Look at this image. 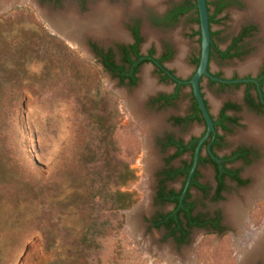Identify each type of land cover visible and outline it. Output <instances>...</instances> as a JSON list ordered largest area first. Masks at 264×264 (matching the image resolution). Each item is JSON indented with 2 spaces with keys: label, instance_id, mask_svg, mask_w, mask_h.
I'll return each mask as SVG.
<instances>
[{
  "label": "rangeland",
  "instance_id": "1",
  "mask_svg": "<svg viewBox=\"0 0 264 264\" xmlns=\"http://www.w3.org/2000/svg\"><path fill=\"white\" fill-rule=\"evenodd\" d=\"M34 1L36 4L13 1L0 13V264H172L162 256V251L168 249L182 261L186 259L185 264H237L236 231L228 227L223 234L194 230L181 247L167 239L163 231L150 228L148 220L169 207L152 205L155 166L146 202V190L140 187L143 136L128 115L122 97L131 96L140 84L127 89L109 80L84 45L80 48L69 43L54 30V21L42 18L43 10L50 13L49 17L67 6L78 12L77 3L53 9L40 0ZM172 2L140 5L126 12L123 23L146 12L160 11ZM108 4L129 7L130 3L114 0ZM246 19L233 14L224 30L233 31ZM186 25L182 21L167 34L147 32L148 38L157 44L177 37L181 40L180 32L192 31ZM196 39L187 43L191 56L197 54ZM259 49L227 65L212 62L211 69L225 76L251 75L256 68L247 70L250 61L256 65L261 60L264 64V58L257 57ZM177 59L174 66L178 68L181 57ZM204 91L213 113L224 99L241 102L239 90L224 95L215 87ZM185 102L183 97L178 109L169 108L157 116L149 115L143 107L142 111L160 122L163 118L165 124ZM245 115L242 112L241 117ZM246 118L241 120L244 128L227 136V147L220 155L237 145L250 144L242 137L248 132ZM201 130V126L194 125L178 133L199 135ZM166 131L177 133L168 125ZM161 132L157 129L151 139L155 141ZM263 159L257 163L260 165ZM256 164L244 168L243 173L250 174ZM126 167L134 173V179L122 184ZM201 173L204 183H213L208 169ZM178 185L173 183L171 187L177 189ZM117 191L130 194L132 205L122 209ZM236 194L233 190L226 196ZM221 205L198 203L197 209L214 212ZM253 207L249 218L262 219L264 202L258 199ZM255 264H264V258Z\"/></svg>",
  "mask_w": 264,
  "mask_h": 264
},
{
  "label": "flooded vegetation",
  "instance_id": "2",
  "mask_svg": "<svg viewBox=\"0 0 264 264\" xmlns=\"http://www.w3.org/2000/svg\"><path fill=\"white\" fill-rule=\"evenodd\" d=\"M95 1L99 0H40L41 3L53 9L64 8L68 2L77 3L78 12L82 15L88 13L86 12L88 3ZM106 1L112 4L114 0ZM205 5L211 39L207 72L217 79L212 80L209 76L202 75L198 81L200 95L213 123V128L208 134L207 123L190 83L198 68L201 51L196 0H173L171 4L163 6L160 11L146 12L124 23L121 20V33L124 34L122 38L99 39L86 36L82 38L80 46L75 44L80 48L84 45L109 80L127 89L141 85L144 69H148L149 78L152 72L154 77L151 80L155 83L156 90L146 96L142 106L149 115L157 116L169 108L178 109V103L183 97L184 100L186 99L179 113L171 114L165 124L163 118L161 119L160 132H162L155 141H151L157 161L153 171L152 205L169 207V210L157 212L147 223L151 229L163 231L166 238L178 247L190 240L194 230L213 234H223L227 227L234 230L226 221L223 205L228 203L229 198L238 197V193L240 196L242 191L253 185L254 176L251 173H243V169L256 164L264 157V151L254 142H248L249 145H237L225 154H219L227 147V136L232 135L236 129L244 128L241 120L246 116L264 124V64L261 60L258 61L253 74L246 76L238 74L225 76L211 69L212 62L219 66L227 65L234 61H241L252 50L258 51L264 41V35L259 23L252 18L246 0H205ZM233 14L238 17L247 16L248 19L233 31L226 32L225 22ZM182 21H185L186 26H190L192 31L180 32L181 40L177 37V40L172 38L158 44L154 40H149L147 32L167 34L175 31ZM259 37H261V43H258ZM85 38H88L86 42ZM147 38L148 43H146ZM194 38H197L198 42L197 54L191 56L187 43ZM263 46L264 43L260 49ZM178 56L181 57V63L177 68L174 63L179 60ZM172 60L173 63L168 65ZM187 71L189 73L184 77L183 74ZM213 87L222 95L239 90L241 102L224 99L216 105L213 113L204 91V88L211 90ZM242 112H245V117H241ZM166 124L177 133L167 132ZM194 125L202 127L199 135L190 132L183 136L178 133V130L187 131ZM197 148V161L191 174ZM258 163L254 167L262 165L263 162L260 165ZM202 169H208L211 172L212 184L202 181ZM173 183L179 184L177 189L171 187ZM233 190L237 194L229 195L228 198L226 195ZM206 202L216 207L222 204L223 214L221 208L214 212L199 211L198 203Z\"/></svg>",
  "mask_w": 264,
  "mask_h": 264
},
{
  "label": "bare ground",
  "instance_id": "3",
  "mask_svg": "<svg viewBox=\"0 0 264 264\" xmlns=\"http://www.w3.org/2000/svg\"><path fill=\"white\" fill-rule=\"evenodd\" d=\"M13 1L16 0H0V10L7 8ZM27 1L35 3L34 0ZM246 1L252 18L259 23L261 32L264 35V0ZM158 2L159 0H129V7L109 5L106 1L90 2L89 13L85 15H80L73 7L69 6L56 16L54 15L55 17H49L50 13L46 10L40 12L44 20L49 22L50 20L54 21L52 24L55 31L70 43L72 42L80 46L82 38L86 36L99 39L107 37L122 38L124 34L121 33L119 22L124 18L126 12L134 11L140 5L154 6ZM259 57H264V46L259 51ZM253 62L255 61L253 60ZM253 62L251 61L248 64L251 67L247 66V69L254 68L255 63ZM155 90L154 82L148 76V69H144L139 89L131 96L125 94L122 96L128 115L135 121L137 128L143 136L144 155L141 157L139 163L142 165L143 171L140 187L142 190H146L145 202L150 197L149 189L152 171L156 163L151 138L153 133L157 129H160L161 122L158 118L147 117L148 115H145L142 111V105L146 96ZM246 123L249 126L248 132L242 137L256 143L264 151V126L249 117L246 118ZM250 172L254 176L253 185L247 190L242 191L240 196L229 198L228 203L223 205L227 223L236 230L234 249L236 250L235 255L238 258L237 264H255L256 260L264 258V217L262 219L258 217L255 220H251L247 214L255 201L261 199L264 202V161L262 165L253 167ZM141 210L143 209L141 208ZM162 256L172 262V264H185L187 262L186 259L182 261L183 258L174 256L171 249L162 251Z\"/></svg>",
  "mask_w": 264,
  "mask_h": 264
},
{
  "label": "water",
  "instance_id": "4",
  "mask_svg": "<svg viewBox=\"0 0 264 264\" xmlns=\"http://www.w3.org/2000/svg\"><path fill=\"white\" fill-rule=\"evenodd\" d=\"M196 1H197L198 12H199L201 51H200V59H199L198 68H197L196 72L194 73L193 78L190 81V83L193 87V93H194L195 99L198 102L202 116L207 123V126H208L207 134H208L210 132V130H212V128H213V126H212L213 123H212V120H211L207 110H206L203 99L200 95V91L198 89V81L202 75L209 76L212 80H217V79L214 77H211L207 72V66H208V62H209V53H210V40L211 39H210V28H209V22H208V16H207V11H206L205 0H196ZM3 11L4 10H0V13H2ZM204 138L201 140V142L204 140ZM197 155H198V148L196 151L195 162H194V166L191 170V174H192V172L195 168V165H196Z\"/></svg>",
  "mask_w": 264,
  "mask_h": 264
},
{
  "label": "trees",
  "instance_id": "5",
  "mask_svg": "<svg viewBox=\"0 0 264 264\" xmlns=\"http://www.w3.org/2000/svg\"><path fill=\"white\" fill-rule=\"evenodd\" d=\"M133 179H134V173L126 167L121 183L125 184ZM116 195L117 198H119V201L121 203L120 207L122 209L132 205L133 201L130 194L120 193L119 191H117Z\"/></svg>",
  "mask_w": 264,
  "mask_h": 264
}]
</instances>
